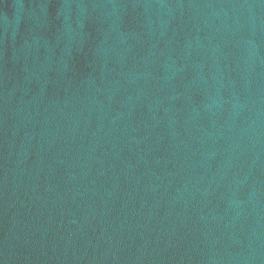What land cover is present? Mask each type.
<instances>
[{"label":"water","instance_id":"1","mask_svg":"<svg viewBox=\"0 0 264 264\" xmlns=\"http://www.w3.org/2000/svg\"><path fill=\"white\" fill-rule=\"evenodd\" d=\"M0 264H264V0H0Z\"/></svg>","mask_w":264,"mask_h":264}]
</instances>
